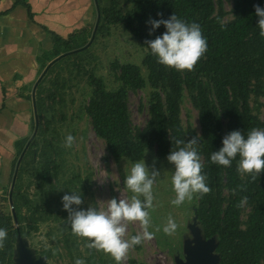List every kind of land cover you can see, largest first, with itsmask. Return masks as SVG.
<instances>
[{
    "label": "trees",
    "instance_id": "1",
    "mask_svg": "<svg viewBox=\"0 0 264 264\" xmlns=\"http://www.w3.org/2000/svg\"><path fill=\"white\" fill-rule=\"evenodd\" d=\"M231 1V18L224 20L222 0H126L125 6L118 0H109L105 6L97 0L100 18L96 32L102 34L106 29L108 32L110 26L122 23L139 46L146 50L140 65L116 60L110 63L117 83L113 88H107L102 77L88 74L87 83L91 91L84 112L93 132L104 141L108 154L114 160L125 158L137 162L149 150H154L157 158H163L172 147H177L176 139L188 141L195 137L190 125L183 127L180 117L181 102L187 93L196 109L200 131L199 144L194 147L200 155L202 172L206 174L210 188L202 196L195 195L192 213L196 215L197 225L204 238L215 236V252L219 254L217 264H264V170L253 177L238 173L236 160L228 167L210 161L211 152L221 147L222 137L228 132L241 130L246 134L252 128H264V119L253 112L250 102L253 97L256 108L257 98L264 96V37L259 35L256 27L258 17L255 15V6L264 7V0ZM173 13L186 22H197L207 39L206 52L191 70L177 71L158 63L145 45L146 39H154L165 31L161 25L149 35L150 25L146 21L149 18L167 19ZM90 34L75 32L67 39L52 35L53 53L50 55L81 47ZM47 56L41 58L42 69L52 58ZM56 61L36 86L37 116L42 81ZM142 68L146 70L145 76L141 73ZM145 88H148V117L142 126H135L130 119L128 91ZM31 119L34 123V116ZM40 132L38 123L37 133ZM26 141L24 138L16 142L12 170ZM32 141L18 166L11 194L17 223L13 221L10 205L7 212H0V228L7 232L0 244V264L13 263L17 232L26 237L31 230L37 229L39 222L50 217V209L43 206L48 204L46 197L42 203L30 200L21 191L23 174L29 173L39 180L40 185L48 184L55 192V198L62 193L70 194V189L80 186L79 181L73 183V179H78L76 174L65 183H54L61 166L46 153L39 166L30 167L25 158L30 155ZM132 235L135 233L130 237ZM64 240H67L66 236ZM66 246L70 251V245ZM138 246L135 245L136 248ZM40 253L50 255L48 251ZM91 254L89 251L85 257L89 264Z\"/></svg>",
    "mask_w": 264,
    "mask_h": 264
},
{
    "label": "rangeland",
    "instance_id": "2",
    "mask_svg": "<svg viewBox=\"0 0 264 264\" xmlns=\"http://www.w3.org/2000/svg\"><path fill=\"white\" fill-rule=\"evenodd\" d=\"M100 1V4L104 6L109 2V0ZM118 2L126 5V0H118ZM222 5L225 11L224 20H229L232 1L222 0ZM103 33L105 35H102ZM102 34L99 31L95 32L92 42L86 48L59 58L43 79L38 113L41 132L39 134L36 132L30 155L25 158L30 167L39 166L46 154L50 159H54L61 166L58 178H54V183L57 184L65 183L66 179H71L74 177L72 175L76 174L78 179H73V183L79 181L83 199V204L79 207L82 208L91 204L103 209L107 206V201L113 197L130 198L132 195L124 188L123 181L134 162L125 158L116 161L108 154L104 141L93 132L89 118L84 112V106L87 104L91 91L87 83L88 74L102 77L106 87L113 88L117 83L110 69V63L116 60L119 63L130 62L140 65L146 49L139 46L137 40L122 23L110 26L109 31L107 32L106 29ZM56 56L48 55L47 57L53 59ZM141 73L145 76L146 70L142 68ZM32 86L33 84L26 86L30 94ZM147 91L148 88L128 91L130 119L135 126H142L148 117ZM253 99L251 97L250 100L253 112L264 119V96L257 98L256 108ZM29 105L32 108L30 103ZM180 117L183 127L190 125L195 137H199L197 112L187 93L184 94L181 102ZM32 121L30 120L32 125L26 134L27 139L33 131ZM68 134L74 137L71 147L64 146V139ZM14 156L16 157V154ZM143 159L150 168L155 163V167L161 173L153 185V206L148 210L150 219L148 231L152 233V237L143 240L137 248L129 247L120 264H133L132 261L136 262L134 264H175L174 256H183L182 243L183 239L189 235L187 223L193 216L195 195L193 199L186 200L179 206L171 204L170 201L175 196L170 182L173 166L166 157L157 158L154 150L147 151ZM12 165L10 164L4 173L3 179H0L1 213L9 210L7 193L12 176ZM21 191L30 200L43 203V197H46L48 201V204L43 206H48L50 209V217L39 222L37 229L31 230L25 237L35 255L45 257V264H74L75 258H81L85 264H89L85 260L89 251L92 252L89 255L91 264H116L109 254L89 249L85 238L72 234L65 222L67 212L61 205V196L65 193L55 198V192L51 191L48 184L40 185L39 180L31 177L29 173L22 176ZM25 210L24 208L22 211ZM169 217L174 219L178 227L173 233L166 234L162 229ZM244 217L245 213L242 214V218ZM142 231L139 222H129L123 238L129 239L132 233L137 234ZM66 245H70V251ZM41 251H48L50 255L42 254Z\"/></svg>",
    "mask_w": 264,
    "mask_h": 264
},
{
    "label": "clouds",
    "instance_id": "3",
    "mask_svg": "<svg viewBox=\"0 0 264 264\" xmlns=\"http://www.w3.org/2000/svg\"><path fill=\"white\" fill-rule=\"evenodd\" d=\"M258 17L256 27L259 35L264 37V7L255 6ZM149 35H152L161 25L165 31L154 39H146L145 45L155 56L158 63L177 71L191 70L199 58L207 50V39L197 22H186L175 13L167 19L149 18ZM198 136L185 141L176 139L177 147L170 150L166 160L173 166L171 169V188L175 193L171 204L179 206L194 195H204L210 191L206 183V174L202 172L200 155L194 145L199 144ZM74 137L68 134L64 139V146L71 147ZM182 145V146H181ZM237 161V172L257 177L264 170V128H252L245 134L241 130H232L222 137L221 147L212 151L210 161L219 166L228 167ZM161 175L155 167L146 165L144 159L132 163L124 177V188L131 192L130 198H111L107 206L83 204L80 188L70 189V194L61 196V205L67 212L66 224L72 234L85 238L89 249L103 251L109 254L116 264H120L129 247L141 244L150 239L152 233L148 231L149 209L153 206V185ZM59 190V189H58ZM129 222H139L143 231L124 239ZM178 225L172 217L163 226V232L171 234ZM7 236L5 229L0 228V244ZM74 264H85L81 258H75Z\"/></svg>",
    "mask_w": 264,
    "mask_h": 264
},
{
    "label": "crops",
    "instance_id": "4",
    "mask_svg": "<svg viewBox=\"0 0 264 264\" xmlns=\"http://www.w3.org/2000/svg\"><path fill=\"white\" fill-rule=\"evenodd\" d=\"M95 20L94 0H0V179L32 125L26 86L53 53L52 35L91 33Z\"/></svg>",
    "mask_w": 264,
    "mask_h": 264
},
{
    "label": "water",
    "instance_id": "5",
    "mask_svg": "<svg viewBox=\"0 0 264 264\" xmlns=\"http://www.w3.org/2000/svg\"><path fill=\"white\" fill-rule=\"evenodd\" d=\"M95 8H96V20L93 25L90 37L88 41L81 47L71 49L69 51L60 53L50 61L46 63L44 66L42 72L37 77V79L34 81L32 89H31V104L33 108V116H34V126L33 131L27 141L25 142L22 150L20 151L18 158L16 159L14 170L11 176L9 191H8V203L11 208V213L13 216L14 223H17V220L14 215V210L12 206V189L14 186V182L16 179L18 166L20 164V161L27 150L29 144L31 143L33 137L35 136L37 129H38V116L36 112L35 107V89L42 78V76L45 74V72L48 70L50 65L61 58L64 55L70 54L72 52L81 50L86 48L93 40L99 18H100V11L97 0H94ZM187 228L189 235L188 237H185L183 239L182 243V257L175 255L174 256V262L175 264H217L219 262V254L215 252L216 247V239L215 236H211L209 238H204L201 229L197 225L196 222V215L194 214L191 218V221L187 223ZM12 264H45V257L44 256H36L33 249L29 246L28 241L25 237H23L20 232H17L15 245H14V251H13V263Z\"/></svg>",
    "mask_w": 264,
    "mask_h": 264
},
{
    "label": "flooded vegetation",
    "instance_id": "6",
    "mask_svg": "<svg viewBox=\"0 0 264 264\" xmlns=\"http://www.w3.org/2000/svg\"><path fill=\"white\" fill-rule=\"evenodd\" d=\"M17 158H18V157H17ZM15 162H16V161H15ZM14 166H15V163H14ZM13 168H14V167H13ZM13 170H14V169H13ZM13 170H12V173H13ZM10 181H11V178H10ZM10 181H9V182H10Z\"/></svg>",
    "mask_w": 264,
    "mask_h": 264
}]
</instances>
